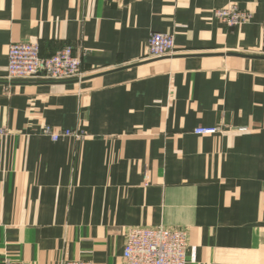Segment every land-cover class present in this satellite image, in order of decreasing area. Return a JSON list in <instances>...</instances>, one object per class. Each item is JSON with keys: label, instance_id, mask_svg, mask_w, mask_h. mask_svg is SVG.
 I'll return each instance as SVG.
<instances>
[{"label": "crops", "instance_id": "crops-1", "mask_svg": "<svg viewBox=\"0 0 264 264\" xmlns=\"http://www.w3.org/2000/svg\"><path fill=\"white\" fill-rule=\"evenodd\" d=\"M262 23L264 0H0V261L124 264L128 229L163 227L186 264H264ZM153 33L171 55L144 58ZM13 43L71 46L81 79L8 81Z\"/></svg>", "mask_w": 264, "mask_h": 264}, {"label": "built area", "instance_id": "built-area-1", "mask_svg": "<svg viewBox=\"0 0 264 264\" xmlns=\"http://www.w3.org/2000/svg\"><path fill=\"white\" fill-rule=\"evenodd\" d=\"M215 18L228 27L249 23L250 13L231 4L214 11ZM264 37V23L261 24ZM174 37L171 34L153 33L150 35L145 53V59H156L169 56L174 52ZM41 77L50 81H65L81 79L80 61L73 54L71 46H64L47 58L40 57L37 43H13L8 47L6 79L25 80ZM215 128L198 127L193 134L198 136L213 135ZM3 131L0 130V134ZM43 135L53 142L62 138H81L84 134L70 130H54L43 128ZM188 233L181 229L163 227L130 228L125 233L122 258L124 264H186ZM0 264H23L22 262L4 259ZM63 264H91L82 260H68Z\"/></svg>", "mask_w": 264, "mask_h": 264}]
</instances>
